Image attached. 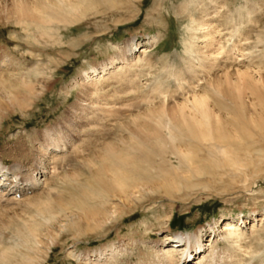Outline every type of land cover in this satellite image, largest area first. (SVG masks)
<instances>
[{"label":"rangeland","instance_id":"obj_1","mask_svg":"<svg viewBox=\"0 0 264 264\" xmlns=\"http://www.w3.org/2000/svg\"><path fill=\"white\" fill-rule=\"evenodd\" d=\"M11 1L0 0V105H8L3 87L21 81L38 91L40 97L34 106L23 111L15 106L0 108V116H4L0 120V166L19 171L13 175L18 184L9 180L0 195V255L7 251L9 258L16 261L26 253L32 254L28 249L35 243L27 238L33 229L40 241L44 235L55 234L52 247L40 255L41 264H163L154 250L168 236H193L199 230L209 231L208 236L210 229L217 230L222 222L223 226L231 220L234 225L238 218H244L245 236L239 244L218 239L213 264H264V167L259 177L251 179L228 167L221 168V156L210 144L187 138L175 125L170 127L174 134L172 144L194 157L195 166L208 167L212 173L217 170L221 181L210 176L191 178L186 182L189 187L172 197L162 190L139 193L124 209L122 200L118 204L110 198L106 207H116L125 214L117 221L99 231H86L84 225L77 230L68 229L69 224L66 229L57 230L59 221L76 212L74 208L62 211L58 206L67 203L70 192L79 190L90 179L87 164L94 150L107 142L119 145L128 130L155 116L162 102L167 104L163 108L166 117H173L178 108L172 104L182 103L195 91L202 93L208 80L206 73L198 76L188 69L195 55L185 51L191 24L190 14L184 13L183 8L190 0H86L70 24L39 29L24 28L7 17L2 12L3 5ZM198 5V11L206 8L213 17L212 26L219 32L215 37L220 44L216 46L218 50L226 52L230 60H239L238 65L227 63L226 68H248L264 76V0H193L187 9L193 13ZM153 37L156 39L150 42ZM132 41L145 52L137 53L141 63L128 72L130 82L118 84L111 73H106L103 78L109 86L86 96L84 91L90 82L85 81V75L109 64L112 58L125 55ZM119 63L116 66L128 67L127 62ZM177 75L181 81L176 80ZM193 84L198 85L191 92ZM213 89L207 91L211 106L219 102L231 109L229 98L220 92L215 98ZM160 131L170 140L166 129ZM263 133L255 135L259 143L255 149L264 155V139L259 138ZM42 154L46 160L54 155L59 158L57 166L48 169L49 174L43 175L36 168ZM155 160V166L148 170L149 185L161 183L162 172L170 180L175 169L187 175L186 166L175 154L166 153L160 171L157 164L162 160ZM96 168L91 165V172ZM245 173L249 175L247 169ZM26 183L36 188L27 197L17 200L3 195L12 186L22 189ZM80 191L89 190L83 187ZM86 195L91 198L90 192ZM92 201L85 206L100 207L99 200ZM255 216L262 217V221H252Z\"/></svg>","mask_w":264,"mask_h":264},{"label":"bare ground","instance_id":"obj_2","mask_svg":"<svg viewBox=\"0 0 264 264\" xmlns=\"http://www.w3.org/2000/svg\"><path fill=\"white\" fill-rule=\"evenodd\" d=\"M192 1L190 0L188 5ZM84 2L86 0H52V2L42 0H12L11 3H4L2 12L18 25L21 24L23 27L25 25L27 28L28 26H34L39 29L41 26L45 28V26L54 24H64L63 26H65L70 24L72 16L79 12ZM187 6L183 8V12L190 14L188 17L191 24L189 26L191 35L189 42L187 41L185 43L186 46H184L185 51L190 53V56L192 54L195 55H192V62L188 66V69L194 74L197 72V75L199 73L200 75L201 73L203 75L206 73L208 80L205 82L202 93H199V91L197 93L195 89L198 84H193L190 86V89L191 92H195L191 96L186 97L182 103L172 104L178 108L177 116L176 113L173 117L169 116L171 120L169 117H166L163 108L167 104L165 105V102H162L158 107L161 110H158L156 115L147 120L148 122L144 125L133 130H128V136L124 140H119V145L114 146L115 143L107 142L101 149L94 150L91 156L92 158L87 164L90 169L89 174L92 184L90 183L91 186L89 185V179L86 184L84 183L82 187L80 186V189L85 187L89 191L81 193L84 190L79 192L80 189L76 191H71L70 189L71 192L69 191L70 198L68 202H61L58 208L62 211H65L67 208H74L76 212L68 213L65 220L59 221L56 224L58 231L66 229L68 224V229H79V227L84 225L86 231H99L108 223L117 221L119 217L125 214L124 212L119 213L116 207H106L107 201L110 198H115L118 204L122 200V207L124 209L129 208L126 207L127 202L130 203L135 200L136 195L139 193H161L160 191L162 190L166 196L172 197L174 196L172 194L175 192H180L188 188L189 186L186 182L187 180L191 181V178L200 179V177L210 176L214 178V181H221L217 170L212 173L208 167L195 166L196 162L194 161V157L190 156L189 153L182 152L177 146L172 144L174 142V134L173 128L170 127L174 125L178 132L182 130L187 138H191L200 143L210 144V147L216 150L217 154L221 156V168L223 166L225 168L228 167L245 177L248 176L250 179L257 178L262 174L261 167H264V155L258 152L259 150L257 148L255 149V146L259 144L257 139V142L255 141V135L264 132V94L262 93L264 89V76L259 71L248 70V68L245 70H241L240 68L233 70L227 69V63L232 62L236 64L239 60L236 58H231L232 60H230L225 55L226 52L221 51L222 49L218 50V47H216L220 45L218 40H215L216 35L219 36V32L212 26V15L208 13L206 8L198 11L200 5L196 9L198 13H195L196 11L190 13ZM155 39L153 37L149 41L153 42ZM142 52H145L144 48L139 46V43L132 41L125 55H120L116 59L112 58L109 64H104L97 69L94 68L91 74H86L85 81L90 83L88 84L89 87L85 88V95L92 96L98 94L99 90L109 86L104 82L103 78L106 73H111L113 78L116 79L114 81L118 84L123 85V83H129L131 75L128 72H131V69L138 66L140 59L137 53ZM119 61L122 64L127 62L128 67L121 68L120 66H116V63H119ZM193 62H196V64H193ZM110 69L112 72H108ZM211 73L213 77H209ZM97 76L99 78L93 79V77ZM198 76L195 75L198 82H200ZM175 77L176 80L181 81L178 75ZM11 84L14 83L11 82ZM209 89H213L215 98L219 95V92L223 97L229 98L232 108L228 109L226 108L228 106L219 105V102L216 105L213 103L211 106L207 94ZM3 90L7 94V104L9 106L1 104L0 108L5 110H8L10 106L12 108L13 106L15 108L17 107L19 111L26 110L34 106L40 97L38 91H35L33 87L22 81L11 86H4ZM247 93H250V96ZM163 113L164 115H162ZM3 117L1 115L0 120H3ZM160 129H166L170 133V140H167L162 135ZM259 138L264 139V133ZM72 150L75 149L72 148ZM165 152H170V154L172 153L179 157L181 164H184L187 168L185 172L187 175L183 176V172L179 173L175 169V176L173 180H170L166 178L169 175L166 174L165 176V173L162 172L161 174L164 176L161 178V183L157 184V186L153 184L149 185L151 180H148V170L155 166L157 163L156 158L162 160V163L157 164L158 171H160L159 168L162 169V165L165 164ZM38 160L36 168L42 171L44 175L49 174L48 169L51 170L57 166L55 164H58L56 162L59 158L54 155L46 160L42 154ZM93 164L97 165V168L96 170L94 169V172H91V165L93 169ZM246 169L249 175L245 173ZM16 173L19 174L17 169L10 170L0 166V195H2V191L7 187L6 184L9 180L13 179L18 184L17 177H13V175H18ZM73 176H71L72 180L74 178ZM31 184L26 183L24 188L15 189L13 193H20V190L25 192L34 189V184ZM17 187L19 186H12L11 191ZM73 188H75V185ZM11 191L3 195L9 196ZM89 192L91 193L90 199L85 197ZM7 199L10 201V198L7 197ZM91 200H99L100 207L85 206ZM262 219V217L255 216V219L252 221L261 222ZM222 223L217 227V230L214 228L210 229L211 232L208 235V241L206 238L208 237L207 234L209 231L206 230H199L193 236L183 234L171 236L169 234L170 236L164 242L158 244V249L154 250V253L162 260L161 262L163 264H213L214 260L212 258L216 252L214 246L218 239L239 244V240L245 236L242 225H246L247 222L244 218H238L234 225L231 223V220H228V223H224L223 226ZM35 232L33 229L29 231V239L27 238L28 241L35 243L32 248L28 249L33 252L32 254L28 255L26 253V256L24 255L22 257L23 259L15 261L10 259L9 253L5 251L0 255V264H41L43 262L41 256L47 253L50 247H52V235L55 236V234L52 233L51 236L47 235L48 237L44 235V239L42 238L40 241L36 240L37 236Z\"/></svg>","mask_w":264,"mask_h":264}]
</instances>
